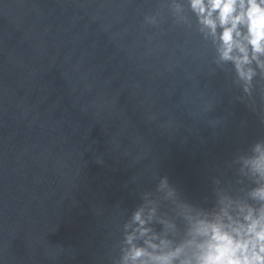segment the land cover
<instances>
[{
    "label": "water",
    "instance_id": "95a60500",
    "mask_svg": "<svg viewBox=\"0 0 264 264\" xmlns=\"http://www.w3.org/2000/svg\"><path fill=\"white\" fill-rule=\"evenodd\" d=\"M213 57L166 0H0V264H113L160 177L245 197L264 79L248 97Z\"/></svg>",
    "mask_w": 264,
    "mask_h": 264
},
{
    "label": "clouds",
    "instance_id": "9594fccd",
    "mask_svg": "<svg viewBox=\"0 0 264 264\" xmlns=\"http://www.w3.org/2000/svg\"><path fill=\"white\" fill-rule=\"evenodd\" d=\"M175 24L195 28L229 68L234 83L253 96L264 79V0H166ZM159 13L145 22L159 23ZM252 187L246 196L221 195L211 210L181 198L167 177L122 224L113 264H264V140L236 158ZM156 225H159L157 229Z\"/></svg>",
    "mask_w": 264,
    "mask_h": 264
}]
</instances>
